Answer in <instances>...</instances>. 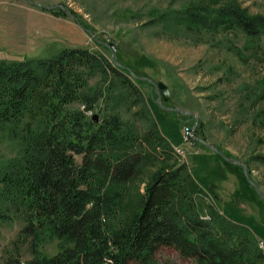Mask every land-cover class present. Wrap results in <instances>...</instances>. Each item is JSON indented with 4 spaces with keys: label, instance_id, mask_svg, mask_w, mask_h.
Returning <instances> with one entry per match:
<instances>
[{
    "label": "trees",
    "instance_id": "1",
    "mask_svg": "<svg viewBox=\"0 0 264 264\" xmlns=\"http://www.w3.org/2000/svg\"><path fill=\"white\" fill-rule=\"evenodd\" d=\"M221 2L192 0L152 21L194 31L238 30L251 38L264 34V15ZM95 76L103 85L92 90L88 83ZM133 77L86 48L0 60V125L31 112L41 124L29 129L20 156L0 177V198L18 200L24 221L16 257L4 264H156L160 248L192 264H264L255 233L215 208L157 122L143 112L148 125L140 132L121 118L117 105L128 98L133 105L143 101L144 81ZM191 130L192 137L203 138L197 126ZM255 158L264 162V156ZM148 164L157 167L129 203V187ZM21 240L29 246L27 261L18 258ZM53 240L57 252L43 254V244Z\"/></svg>",
    "mask_w": 264,
    "mask_h": 264
},
{
    "label": "rangeland",
    "instance_id": "2",
    "mask_svg": "<svg viewBox=\"0 0 264 264\" xmlns=\"http://www.w3.org/2000/svg\"><path fill=\"white\" fill-rule=\"evenodd\" d=\"M190 1L0 0V60L48 58L65 48H86L131 70L137 80L144 81L139 86L143 101L133 105L128 98L117 105L121 118L140 132L148 125L141 120L143 112L154 119L174 151H182V156L175 152L176 159L203 184L215 208L250 227L264 243V200L246 177L252 187L245 183L241 166L227 164L229 159L243 164L247 177L264 196V162L255 158L264 156V34L251 38L238 30L194 31L152 21ZM220 1H234L251 16L264 15V0ZM111 44L117 48L115 53ZM139 77L165 84L169 100L159 105L152 83ZM88 84L92 90L103 85L98 76ZM192 126L200 129L202 139L184 137L185 129ZM40 127L35 112L0 125V177L10 161L20 156L29 129ZM194 138L214 146L227 159L196 145ZM156 167H143L125 200L132 203ZM198 207L204 213L200 202ZM0 209L5 216L0 219V264H4L6 258L16 257L14 242L24 221L18 200L0 198ZM17 246L18 258L29 260L27 242L21 240ZM57 250L55 240L41 248L49 256ZM155 263L192 264L171 248H160Z\"/></svg>",
    "mask_w": 264,
    "mask_h": 264
},
{
    "label": "water",
    "instance_id": "3",
    "mask_svg": "<svg viewBox=\"0 0 264 264\" xmlns=\"http://www.w3.org/2000/svg\"><path fill=\"white\" fill-rule=\"evenodd\" d=\"M44 8L49 10L52 7H47L46 6ZM110 47L112 49V52L115 53L116 50H117V48L113 44H111ZM116 64H118V63H116ZM139 79H144V80H147L148 82L152 83L153 87L155 88L156 94H157L158 104L159 105H161L163 102H167L169 100L170 92H169V88L165 84H163L161 82L154 83L153 81H151L148 78L139 77ZM165 109L168 110V111H176V112H179V113H185L182 110H179V109H176V108H168V107H166ZM92 120L94 122H97V115L96 114L95 115H92ZM194 141H197V142L203 144L204 146H206L207 148H209L210 150H212L213 152H215L216 154H218L221 158L227 159L214 146L210 145L206 141L201 140V139H195V138H194ZM229 161L232 162L235 165H238V166H241L242 167L243 173H244L245 177L247 178L248 182L254 187V189L258 193V195L264 200V196L259 192V190L255 186V184L247 177V173H246L245 166L243 164L239 163L238 161L234 160V159H229Z\"/></svg>",
    "mask_w": 264,
    "mask_h": 264
},
{
    "label": "built area",
    "instance_id": "4",
    "mask_svg": "<svg viewBox=\"0 0 264 264\" xmlns=\"http://www.w3.org/2000/svg\"><path fill=\"white\" fill-rule=\"evenodd\" d=\"M184 137L187 139V138H191L192 137V130L189 129V128H186L185 131H184ZM175 152L178 154V155H181L182 156V151L175 148ZM258 246L259 248L264 252V243L262 241H258Z\"/></svg>",
    "mask_w": 264,
    "mask_h": 264
}]
</instances>
